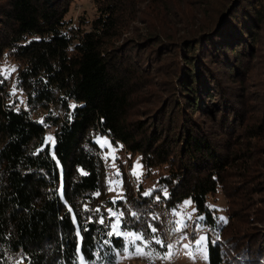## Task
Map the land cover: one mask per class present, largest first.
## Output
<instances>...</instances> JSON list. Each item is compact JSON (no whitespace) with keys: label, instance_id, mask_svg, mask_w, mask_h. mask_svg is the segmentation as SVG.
Returning <instances> with one entry per match:
<instances>
[{"label":"trees","instance_id":"trees-1","mask_svg":"<svg viewBox=\"0 0 264 264\" xmlns=\"http://www.w3.org/2000/svg\"><path fill=\"white\" fill-rule=\"evenodd\" d=\"M74 1L6 0L0 6V264L16 253L21 264H79V258L115 264L125 248L134 254V244L146 261L149 250L164 257L200 233L208 237L207 264H264L256 227L264 214L252 197L264 184L247 190L243 200L255 223L244 231L253 237L245 244L247 236L230 230L237 216L225 179L231 163L244 167L246 153L220 152L214 133L197 126L199 118L215 113L222 129L231 132L239 124L241 94L227 82L246 73L249 44H257L253 32L264 13L254 0H219L205 29L195 23L198 17H182L190 27L182 40L147 33L139 53L176 56L184 71L168 103L144 122L129 119L138 73L133 55L119 52L116 43L126 25L136 22L135 0H89L94 17L77 24L67 19ZM205 12L200 16L208 17ZM11 63L15 74L6 77L3 68ZM47 126L54 128L51 144L45 141ZM95 136H105L120 160L138 158L149 186L139 184L135 192L124 187L120 162L124 197H110ZM218 195L227 201L224 207L216 204ZM185 203L194 218L174 247L154 215L157 206L174 212ZM91 205L100 208L99 218L83 219L79 211ZM117 219L121 235L109 236ZM256 243L260 253L254 255Z\"/></svg>","mask_w":264,"mask_h":264},{"label":"rangeland","instance_id":"rangeland-1","mask_svg":"<svg viewBox=\"0 0 264 264\" xmlns=\"http://www.w3.org/2000/svg\"><path fill=\"white\" fill-rule=\"evenodd\" d=\"M218 2L219 0H214V2L212 0H135L133 4L137 11L136 22L130 21L126 25L121 38L116 40L119 52L133 55L132 62L135 64L134 69L136 68L138 73L133 87L132 106L129 113L130 121L148 122L157 109L159 110L161 106L166 105L171 93V87H176L179 80V72L183 70L182 67L181 69L178 67L176 56L166 57L163 54L155 56L151 52L149 56L143 52L139 53V50L144 45L143 43V45H140L142 39L146 38L147 33H158L164 36L170 34L169 37L173 36L175 40H182L189 35L188 29L190 27L188 21L182 20V17L184 18L188 15V20L191 19V21L193 20L192 18L198 17L195 23L200 24L205 29L212 20L211 15H213V9ZM254 2L264 13V0H254ZM5 4L6 0H0V6H5ZM164 6H166V9ZM95 10V4L91 1L75 0L70 7L67 19L73 24H77L81 19L90 21L94 17ZM205 10L208 17L205 15L204 17L200 16ZM260 17V21L256 23L253 32V35H255L253 41H257V44L254 45V43L250 42L249 46L251 49L248 57L250 60L245 61V66H243L246 73L243 74V77L241 76L227 82L229 86L235 88L241 94L242 114L239 124L233 126L231 132L225 128L222 129L219 126L220 116L218 113L207 114L206 118L201 117L197 122V126L199 128L202 126L200 129H203L204 132L210 130L214 133L215 141L222 145L218 147L220 152L226 155L230 153L232 156L246 153L247 160L242 162L245 168L239 167V164H234V162L231 163L233 165L232 170L229 171L228 177L225 179L228 195L231 197L233 212L237 216L235 221L232 222L230 230L240 233V236H247L248 241L245 244L252 243L253 237H248L250 235L244 231L255 223L250 221L254 214L251 215V212L245 210V202L243 200L246 201L245 198L249 196L247 190L249 192L250 189L255 191L258 185L264 184V16ZM171 29H173L172 32H170ZM171 46L175 47L174 45ZM133 48H136L137 52H133ZM246 49L248 51L249 47H246ZM15 69V65L11 63L3 68V73L6 77L11 74L14 76ZM168 82H170L169 85L167 84ZM39 122H42V118L39 119ZM260 125L262 126L260 127ZM253 130L257 135L252 138L249 136L248 131ZM52 132H54V128L47 126L45 141L50 144L53 141ZM93 140L98 145L100 149L99 155L103 159V181L110 197L120 198L121 195L123 196V191L120 190L119 186L123 184L118 166L121 164L120 162L123 165V172L126 173L124 187L127 185L135 192L139 184L143 185V187L149 186V182L147 183L143 179L144 173L138 158L131 161L129 159L126 161L124 158L120 160L119 150L105 136H95ZM134 171L136 175H133ZM242 191H244V194L240 195ZM254 193L252 197L256 195L259 198L261 206L258 209L263 215L264 191L261 190ZM216 202L219 207H224L227 203L222 195L217 196ZM185 208H190L189 213L184 211ZM97 210H100V208L91 205L87 212L79 211V214L83 219L90 218L95 220L100 215ZM192 211L193 209L189 203L183 204L174 212L157 206L154 216L165 228L168 235L172 237V246L179 245L174 242L179 237L181 238V229H185L193 220L194 213ZM217 212L221 218L223 211L217 210ZM259 217L262 221L261 223L258 222ZM259 217L257 218L258 223H256V227L260 231V234L257 235V242L262 241V244H264V215L262 218L261 216ZM117 221L118 219L115 220L114 224ZM175 225L179 232L175 229ZM197 228L200 227L198 226ZM119 234L121 235V233ZM227 236L230 237L229 234ZM200 237L205 238L202 245L196 243ZM130 238L134 239L133 236ZM207 241V235L200 233L197 238L191 241L190 245H187V248H185L183 243V245H179V251L174 250L172 254L170 253L172 257H170V254L161 257L160 254L151 249L149 250L151 255L146 254V261L142 259L143 255L135 254V249L142 247L139 244H134V254L125 252L119 256L117 264H207L204 258L205 252L201 251V249H204L207 252ZM254 246V248H250V252L257 255L260 253V246L257 243ZM22 258L19 253L7 255L5 263L21 264ZM78 263L85 264L81 258H79Z\"/></svg>","mask_w":264,"mask_h":264},{"label":"snow or ice","instance_id":"snow-or-ice-1","mask_svg":"<svg viewBox=\"0 0 264 264\" xmlns=\"http://www.w3.org/2000/svg\"><path fill=\"white\" fill-rule=\"evenodd\" d=\"M72 107L74 108L75 105H73ZM49 139H51V137H49ZM133 175H136L135 171L133 172ZM145 195H148V193H145ZM201 219H203V217H201ZM101 223H103V219H101ZM118 227H119V221H117V223L113 225V231H110V232L108 233V235H109V236H112V235H114V234L119 235V232L117 231ZM154 231H155V229H153V232H154ZM77 234L79 235V233H77ZM128 235H131V234H128ZM134 239H136V240H142L143 238L140 237V236H135ZM204 240H205L204 237H200V239H199L198 241H196V243L202 245L203 242H204ZM156 243L159 244V243H160V240L157 239V240H156ZM167 247H168L169 249H171L172 246H171V245H168ZM187 247H188V246L185 245V248H187ZM201 251H204V252H205V256H204V258L206 259V258H207V256H206V250L201 249ZM125 252H127V248H125ZM135 254L144 255V250H143L142 248H136V249H135ZM149 255H151V253H149Z\"/></svg>","mask_w":264,"mask_h":264},{"label":"built area","instance_id":"built-area-1","mask_svg":"<svg viewBox=\"0 0 264 264\" xmlns=\"http://www.w3.org/2000/svg\"><path fill=\"white\" fill-rule=\"evenodd\" d=\"M183 243H186V240H183Z\"/></svg>","mask_w":264,"mask_h":264}]
</instances>
